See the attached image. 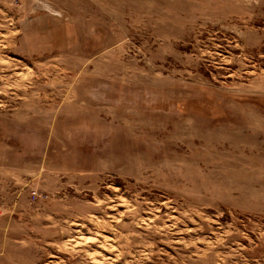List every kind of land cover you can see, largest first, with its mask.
Segmentation results:
<instances>
[{
    "label": "rangeland",
    "instance_id": "1",
    "mask_svg": "<svg viewBox=\"0 0 264 264\" xmlns=\"http://www.w3.org/2000/svg\"><path fill=\"white\" fill-rule=\"evenodd\" d=\"M0 264H264V0H0Z\"/></svg>",
    "mask_w": 264,
    "mask_h": 264
}]
</instances>
